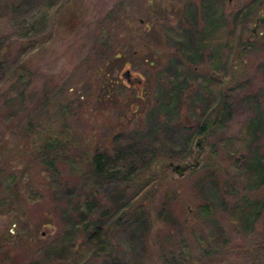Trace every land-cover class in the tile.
I'll use <instances>...</instances> for the list:
<instances>
[{
    "label": "rangeland",
    "instance_id": "374dc122",
    "mask_svg": "<svg viewBox=\"0 0 264 264\" xmlns=\"http://www.w3.org/2000/svg\"><path fill=\"white\" fill-rule=\"evenodd\" d=\"M263 16L264 0H0V264H264V183L255 189L244 167L255 147L264 153V125L248 134L264 107ZM175 75L172 130L143 142L155 148L139 175L148 185L110 217V201L136 186L90 185V156L103 150L109 167L129 166L146 113L166 118L158 91ZM220 100L231 103L224 119L210 111ZM200 115L213 125L198 134ZM186 133L187 147L160 143ZM48 136L63 143L48 152L54 167ZM195 161L181 177L169 166ZM88 195L106 222L96 246L110 252L79 248L77 227L68 248L49 254L66 223L80 222L70 206ZM247 199L253 222L237 212Z\"/></svg>",
    "mask_w": 264,
    "mask_h": 264
},
{
    "label": "trees",
    "instance_id": "16d2710c",
    "mask_svg": "<svg viewBox=\"0 0 264 264\" xmlns=\"http://www.w3.org/2000/svg\"><path fill=\"white\" fill-rule=\"evenodd\" d=\"M250 11L252 9V6L248 5L246 7ZM212 9H206L204 12V16L207 23V28L211 30L215 26V15L211 11ZM187 15L191 18L194 15V9L191 8L190 10H187ZM174 80L171 81V86L168 91H161L159 92V103L158 108L161 112L164 113V116L166 118H160L159 113L156 117H152L155 115V111L153 109L150 110V112H147V121H149L148 125L144 129H140L139 133H137L136 136L132 137V142L129 144V156L131 157L132 161L129 163L130 165L125 167L124 170L122 169H116L114 167H109V161L108 158L105 156V152L103 150H95L89 159V167L87 169V173L89 174V181L90 185L97 186L101 182H109L112 180L117 181H127L131 185H135L134 192L124 201L122 204L115 205V201H110L111 204L114 205V211L112 214H110V217H114L117 213H119L122 209V207H127L128 205L132 204L136 200V198L141 194L142 189L145 185H148L147 183L149 180H139V175L143 171H147L150 163L155 159L154 153H151L150 151L155 150V148H150L145 146L146 144H143L144 141L148 140L153 133L156 132L158 128H169L172 130V127H170L172 119L175 118V112L177 110L178 100H177V93L179 90L180 82L177 79V76H173ZM129 83V82H128ZM161 87V86H160ZM213 91V90H212ZM222 98V97H221ZM220 98V99H221ZM220 102L223 103L222 107L219 105H216L215 108H211V112H215L216 114H219L221 119H224L226 115L228 114V109L231 107V103L228 102L227 104L223 102V100H220ZM225 105V106H224ZM157 108V109H158ZM158 110V111H159ZM201 124L199 125V128L197 130V133H205L208 129L211 128L213 125V121H205L203 120V117L200 115L199 118ZM264 125V107L260 109L258 114L248 123V132L249 137L253 136V133H256V131ZM196 133V132H195ZM192 133H186L185 135L179 136V138H176V141H174V136H169L167 140H162L160 143L164 144H171L173 147H187L190 143V139ZM45 163L49 166L54 167V161H56V156H49V151L54 152L58 147H63V143L60 138H52L50 136L45 138ZM141 145V146H140ZM138 146V147H137ZM49 156V157H48ZM146 160V161H144ZM143 161V162H141ZM141 162L140 165L135 166V163ZM134 164V165H133ZM244 167H246V172L251 176L253 181H256L255 183V189H259L260 186L264 183V153L259 150V148L255 147L249 157L246 159V162L244 163ZM142 170V171H141ZM141 171V172H140ZM140 172V173H139ZM155 178L150 180L152 182ZM125 181V182H126ZM259 187V188H258ZM116 194H119L117 192ZM118 198L114 197L113 199ZM117 200V199H116ZM248 200V199H247ZM248 207H246V212L243 213L242 205L239 206L237 209V212L242 210V214H239V217L243 219L245 222H253V215L252 212H255L256 215L258 209L256 208V202L255 199L253 202H250L248 200ZM97 202V200L90 195L85 196V198L80 201H76L73 203L72 206H70V210L77 215L76 217L79 218L80 222H67L65 225V230L63 233V236L60 239H57V241L53 242L52 246L50 247L49 254H54L61 252L63 249L68 248L71 245V241L73 238H75V231L78 227L79 235L83 238L81 243L79 244L80 247L88 248V254H90L91 249H95V254L98 253H108L110 250H108V244L96 246L97 241L99 238H102L104 235L103 230L105 229L106 222L100 221L99 218H95L93 214L94 204ZM163 209L159 211L161 213ZM166 213L165 215H170V212L165 209ZM107 210H105L103 213H106ZM102 213V214H103ZM108 214V213H107ZM116 218V216H115ZM168 218V217H167ZM85 239V240H84ZM85 241V242H84ZM36 264V263H33ZM103 264H122L121 261L117 260L116 258L112 259L111 261H107Z\"/></svg>",
    "mask_w": 264,
    "mask_h": 264
},
{
    "label": "water",
    "instance_id": "95a60500",
    "mask_svg": "<svg viewBox=\"0 0 264 264\" xmlns=\"http://www.w3.org/2000/svg\"><path fill=\"white\" fill-rule=\"evenodd\" d=\"M124 78H126L129 82V70H126L125 72L122 73ZM200 140H197L196 144H199ZM199 165L198 161L195 162H185V163H175L173 164L172 162L169 163V166L171 167V171L174 172L177 176L181 177L184 175V173L189 170L193 171L195 170Z\"/></svg>",
    "mask_w": 264,
    "mask_h": 264
},
{
    "label": "flooded vegetation",
    "instance_id": "af4514ba",
    "mask_svg": "<svg viewBox=\"0 0 264 264\" xmlns=\"http://www.w3.org/2000/svg\"><path fill=\"white\" fill-rule=\"evenodd\" d=\"M260 21H264V16L259 18Z\"/></svg>",
    "mask_w": 264,
    "mask_h": 264
}]
</instances>
